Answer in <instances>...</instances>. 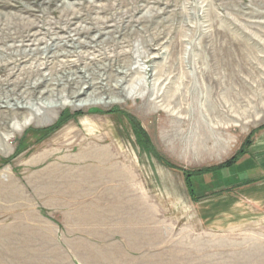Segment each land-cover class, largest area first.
<instances>
[{"label":"rangeland","instance_id":"obj_1","mask_svg":"<svg viewBox=\"0 0 264 264\" xmlns=\"http://www.w3.org/2000/svg\"><path fill=\"white\" fill-rule=\"evenodd\" d=\"M248 138L264 0H0V264H264Z\"/></svg>","mask_w":264,"mask_h":264},{"label":"crops","instance_id":"obj_2","mask_svg":"<svg viewBox=\"0 0 264 264\" xmlns=\"http://www.w3.org/2000/svg\"><path fill=\"white\" fill-rule=\"evenodd\" d=\"M253 148L252 150L250 149L249 152L246 153L248 156L250 155V151L253 153ZM251 156V155H250ZM248 158V160H245L248 162H252L255 168H259L260 172H263L264 174V156H260L259 159L257 158L256 160L251 156ZM244 162V161H243ZM254 179V178H253ZM254 184L257 182L255 180H252ZM256 182V183H255ZM250 184L246 185L245 188L241 190V194L244 197L245 200L247 201H252L256 203H261L262 200H260L258 194L261 192L260 186ZM264 189V188H262ZM227 200L228 202L224 203L223 206L220 207H215L213 205H205L204 210H203V220L205 224L208 226L209 225H216L225 222L226 218L230 216L232 213H234L235 208L238 206L241 201L236 200L232 197L229 198H224V201Z\"/></svg>","mask_w":264,"mask_h":264},{"label":"trees","instance_id":"obj_3","mask_svg":"<svg viewBox=\"0 0 264 264\" xmlns=\"http://www.w3.org/2000/svg\"><path fill=\"white\" fill-rule=\"evenodd\" d=\"M250 138L247 139L246 143L243 145L240 153L237 156H235L234 158L223 164L221 167L216 169L219 171L222 170L223 168H230L231 166L236 164L238 162L239 157L245 155L248 152L249 148L251 147L252 143L250 142ZM214 170L215 169H208V172H213Z\"/></svg>","mask_w":264,"mask_h":264}]
</instances>
